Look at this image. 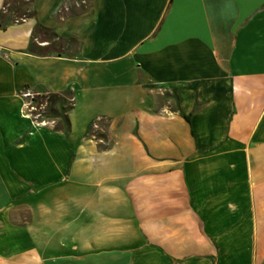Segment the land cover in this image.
I'll return each mask as SVG.
<instances>
[{"label": "crops", "instance_id": "1", "mask_svg": "<svg viewBox=\"0 0 264 264\" xmlns=\"http://www.w3.org/2000/svg\"><path fill=\"white\" fill-rule=\"evenodd\" d=\"M69 6L0 19V264H264V0ZM21 90L70 96L66 137Z\"/></svg>", "mask_w": 264, "mask_h": 264}, {"label": "trees", "instance_id": "2", "mask_svg": "<svg viewBox=\"0 0 264 264\" xmlns=\"http://www.w3.org/2000/svg\"><path fill=\"white\" fill-rule=\"evenodd\" d=\"M74 6H69L67 15H77L82 13L88 7V0H74ZM36 0H2L0 5V19H4L6 24L17 23L24 19L34 18V5ZM58 16V13H56ZM0 24V28H1ZM44 42V46H38L36 43ZM77 46V42L71 38L61 40L49 29L42 28L34 23L31 29L25 52L36 57H48L65 55L66 47ZM64 48V49H63ZM73 55V54H72ZM31 104L38 108L42 106L41 116L43 119L53 120L54 124L50 127L53 131L61 133L66 137L69 131L67 113L71 109V98L65 93H45L34 95L31 98ZM194 110V108L192 109ZM189 115L181 116L188 123ZM91 123L86 127L85 134L91 129ZM97 138H104L103 134H94Z\"/></svg>", "mask_w": 264, "mask_h": 264}, {"label": "built area", "instance_id": "3", "mask_svg": "<svg viewBox=\"0 0 264 264\" xmlns=\"http://www.w3.org/2000/svg\"><path fill=\"white\" fill-rule=\"evenodd\" d=\"M37 94L31 93L28 90H21L18 92V96L21 99L20 114L23 118L27 119L34 127H51L53 120L43 119L41 116L42 106L35 108L31 104V98Z\"/></svg>", "mask_w": 264, "mask_h": 264}, {"label": "rangeland", "instance_id": "4", "mask_svg": "<svg viewBox=\"0 0 264 264\" xmlns=\"http://www.w3.org/2000/svg\"><path fill=\"white\" fill-rule=\"evenodd\" d=\"M98 126H99L100 129H102V124H99ZM97 130H98V129H97Z\"/></svg>", "mask_w": 264, "mask_h": 264}]
</instances>
